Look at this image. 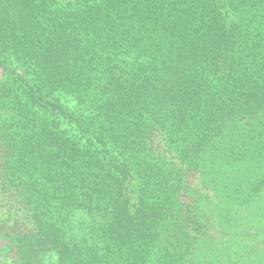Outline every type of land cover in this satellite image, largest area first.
Instances as JSON below:
<instances>
[{
  "label": "trees",
  "instance_id": "obj_1",
  "mask_svg": "<svg viewBox=\"0 0 264 264\" xmlns=\"http://www.w3.org/2000/svg\"><path fill=\"white\" fill-rule=\"evenodd\" d=\"M263 191L264 0H0V264H212Z\"/></svg>",
  "mask_w": 264,
  "mask_h": 264
},
{
  "label": "rangeland",
  "instance_id": "obj_2",
  "mask_svg": "<svg viewBox=\"0 0 264 264\" xmlns=\"http://www.w3.org/2000/svg\"><path fill=\"white\" fill-rule=\"evenodd\" d=\"M235 223L240 224V229H229L226 235L218 225L215 227L210 246L214 252L212 264H264V191Z\"/></svg>",
  "mask_w": 264,
  "mask_h": 264
}]
</instances>
